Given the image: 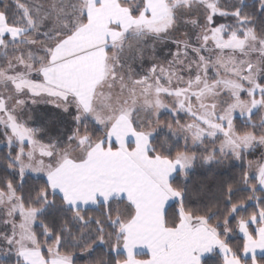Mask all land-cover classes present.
Returning a JSON list of instances; mask_svg holds the SVG:
<instances>
[{
    "label": "snow or ice",
    "instance_id": "1",
    "mask_svg": "<svg viewBox=\"0 0 264 264\" xmlns=\"http://www.w3.org/2000/svg\"><path fill=\"white\" fill-rule=\"evenodd\" d=\"M0 144V264H264V0H0Z\"/></svg>",
    "mask_w": 264,
    "mask_h": 264
},
{
    "label": "trees",
    "instance_id": "2",
    "mask_svg": "<svg viewBox=\"0 0 264 264\" xmlns=\"http://www.w3.org/2000/svg\"><path fill=\"white\" fill-rule=\"evenodd\" d=\"M4 150H6V149H4L3 147H0V151H4ZM237 171H238V169H236ZM238 237H236V238H234V240H233V242L235 243V242H238Z\"/></svg>",
    "mask_w": 264,
    "mask_h": 264
},
{
    "label": "rangeland",
    "instance_id": "3",
    "mask_svg": "<svg viewBox=\"0 0 264 264\" xmlns=\"http://www.w3.org/2000/svg\"><path fill=\"white\" fill-rule=\"evenodd\" d=\"M0 147H3L2 144H0ZM238 163V162H237Z\"/></svg>",
    "mask_w": 264,
    "mask_h": 264
}]
</instances>
